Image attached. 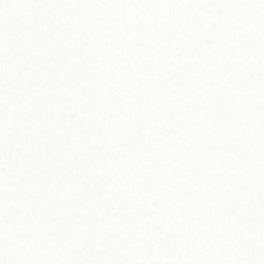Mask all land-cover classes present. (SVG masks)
I'll list each match as a JSON object with an SVG mask.
<instances>
[{"label": "snow or ice", "instance_id": "obj_1", "mask_svg": "<svg viewBox=\"0 0 264 264\" xmlns=\"http://www.w3.org/2000/svg\"><path fill=\"white\" fill-rule=\"evenodd\" d=\"M0 264H264V0H0Z\"/></svg>", "mask_w": 264, "mask_h": 264}]
</instances>
